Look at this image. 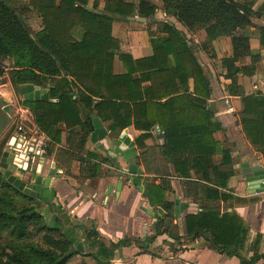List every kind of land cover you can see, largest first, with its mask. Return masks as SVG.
<instances>
[{"label": "trees", "instance_id": "trees-1", "mask_svg": "<svg viewBox=\"0 0 264 264\" xmlns=\"http://www.w3.org/2000/svg\"><path fill=\"white\" fill-rule=\"evenodd\" d=\"M7 1L11 6L0 0V76L2 60L10 59L16 83L35 87L51 85L46 89L48 101L27 99L24 102L46 134L60 142V128L65 125L71 150L83 151L93 127L89 122L91 117L111 122V132L134 126L145 132L144 140L150 139L153 128L159 126L165 135L163 155L177 173L191 179L190 170H193L197 176L202 174L209 179L218 144L214 134L222 127L213 121L207 109L211 85L183 33L175 26L165 25V37L153 42L154 55L134 60L120 53L112 26L114 17L133 16L135 4L125 0H95L90 7L91 0H28L29 11L39 13L43 21L44 28L34 34L25 24L22 13L18 12L21 17L17 14L15 5L21 0ZM102 1L105 7L101 10ZM162 2L169 14L177 16L191 30L206 27L210 39L251 26L254 16L248 4L235 0ZM140 10L143 16L150 17L156 7L141 1ZM233 47L234 58L248 55L250 39L235 37ZM117 57L127 69L125 75L114 72ZM189 68L194 80L193 93L189 91ZM229 70V78L235 83L233 70ZM136 74H140L138 79L134 78ZM146 82L152 85L144 89ZM251 102L247 103L246 111L255 118L245 119L243 124L247 134L264 151V101ZM229 155L227 151L225 157ZM213 170L218 177V188H206L203 192L205 205L214 207L222 200L231 199L219 189L228 188L233 172ZM16 193L22 192L9 184L0 171V264H67L71 249L67 236L60 232L58 224L52 227L33 208L12 215ZM167 193L161 186L149 188L155 205L173 210L171 203H165ZM236 203L247 205L250 201ZM164 224L165 220L158 221L155 236L141 244V249H149L158 236L170 233ZM34 226L39 227L38 234L31 232ZM186 230L189 237H205L219 251L236 254L243 259V264H256L263 258L256 254L251 261H245L239 254L246 245L248 229L238 215H220L213 211L190 215L186 218ZM39 235H42L41 242H36L35 237ZM88 238L91 249L100 244L98 234L93 232ZM132 245L131 239L111 248L102 244L95 256L111 261L120 257L121 248Z\"/></svg>", "mask_w": 264, "mask_h": 264}, {"label": "crops", "instance_id": "crops-1", "mask_svg": "<svg viewBox=\"0 0 264 264\" xmlns=\"http://www.w3.org/2000/svg\"><path fill=\"white\" fill-rule=\"evenodd\" d=\"M125 1L135 4L136 8L131 17H114L112 35L119 42L120 53L134 60L147 59L154 55V40L165 37V25L175 26L184 34L210 82L211 97L207 109L222 129L214 134L218 144L209 179L202 174L197 176L193 170H190L192 178L187 179L181 177L163 155L165 135L159 126L153 128L150 139L144 140L145 132L134 126L111 132V122L98 116L91 117L87 120L93 127L83 151L71 150L68 144L70 134L65 125L60 128V142L39 128L49 138L47 153L40 160L33 159L29 166H36L42 188L53 192L52 202L44 204L48 208L55 204L56 211L52 214L48 210L45 218L52 227L58 224L60 232L71 243L70 251L74 253L68 257L67 264H243V259L236 254L219 251L205 237L195 239L187 235L186 218L207 211L238 215L248 229L246 245L239 254L245 261H251L259 254L263 258L256 264H264V180L255 175L264 172V151L247 134L243 124V120L255 118L246 111L247 103L252 104L254 99L264 101V0H235L251 7L254 12L252 25L214 39L209 38L206 27L193 31L177 16L169 14L162 0ZM141 1H148L156 7L155 14L143 16ZM245 36L250 39V52L234 58L233 39ZM230 68L235 83L229 78ZM114 72L116 75L127 73L118 57ZM191 73L189 68V91L193 93ZM139 77L140 74L134 75L135 79ZM151 85V82L143 83V88ZM26 87L35 97L33 100H49L47 90H36L38 87L33 85ZM26 110L30 123L37 127L32 121L34 113ZM96 121L102 125L99 129L103 130V137L94 139V133L98 131ZM227 151L229 157H225ZM213 169L233 172L228 188L219 189L231 199L222 200L214 207L205 205L203 192L206 188H218V177ZM151 185L168 190L165 203H171L173 210L155 205L152 214L147 212L150 206L147 194ZM237 200L250 203L239 205ZM68 219L69 223L66 222ZM161 219L165 220L164 225L170 233L158 236L149 249H141L139 245L155 236L156 225ZM93 232L98 234L100 244L91 249L88 235ZM72 238L83 245L84 252L71 242ZM126 239H131L133 245L121 248L120 257L111 261L96 258L102 244L111 248Z\"/></svg>", "mask_w": 264, "mask_h": 264}, {"label": "rangeland", "instance_id": "rangeland-1", "mask_svg": "<svg viewBox=\"0 0 264 264\" xmlns=\"http://www.w3.org/2000/svg\"><path fill=\"white\" fill-rule=\"evenodd\" d=\"M29 1L28 0H21L17 1L15 8L17 10V13H22L24 17L25 24L28 26V28L31 30L32 33H38L39 30H42L43 27V21L40 17V14L36 11H29ZM94 3H90V7L93 6ZM105 7V3H100V8ZM18 13V14H19ZM19 14V15H20ZM42 28V29H41ZM5 65V66H4ZM2 67H3V74L0 76V100L6 101L8 105H10V108H8L9 111L13 112L15 116H24V118H29V113L25 112V105L24 102L27 99H35L34 96H32L31 91H28L27 85H21L16 83L14 72L15 68L13 67V61L10 59H6L4 62L2 60ZM17 84V85H16ZM48 87L45 85L42 87L35 88L36 90H46ZM33 97V98H32ZM20 108L24 110V112L19 111ZM10 113V112H9ZM19 121H22L20 117ZM32 121L36 122V116L32 115ZM18 121L11 122V125L7 129V131L4 133V135L0 139V170L2 169L3 159L6 157V163L8 169H13L15 172V175L21 178L24 181L33 183L38 178L36 175V166H33L30 168L29 162H26L22 156H24L25 152H27L28 147L26 146V140L23 139L22 142L19 141L16 137V130L15 128L18 125ZM28 127L34 132L36 130L35 126L31 123H26ZM36 125L38 129L40 128L39 125L36 122ZM63 127V126H61ZM15 139V143L14 142ZM14 156V158H18L19 161L17 163L15 161H11L10 158ZM40 157V156H39ZM37 157V158H39ZM36 158V159H37ZM43 180V179H42ZM16 200L15 204L12 207V215H17L20 211L26 209V208H33L35 209V212L40 214L41 216L46 215V212L49 210L52 214L56 211L55 210V204L49 206V208L44 204L42 200L32 198L31 196H27L23 193H16ZM47 220V218H46ZM48 224L49 223V220ZM31 232L34 234L39 233V227H31ZM43 235V234H42ZM42 235L36 236L35 241L41 242ZM141 245H139L140 247Z\"/></svg>", "mask_w": 264, "mask_h": 264}, {"label": "water", "instance_id": "water-1", "mask_svg": "<svg viewBox=\"0 0 264 264\" xmlns=\"http://www.w3.org/2000/svg\"><path fill=\"white\" fill-rule=\"evenodd\" d=\"M4 2L8 6H11V4L7 0H4ZM18 16L21 17L19 14H18ZM138 20L141 22H145V20H141L140 18H138ZM11 122H12L11 116H10L9 112L5 109L4 103L0 100V139L4 135V133L7 131L9 126L11 125ZM95 125L98 128V131L96 133H94V136H93L94 139L97 136L103 137V134H102L103 130L99 129L102 127V125L99 124L97 121L95 122ZM125 143L127 144L129 142L125 141ZM118 145L121 149L124 148V146L121 143H119ZM6 157L7 156H5V158L3 159V164L1 167L2 169L0 171L4 174L6 180L8 181L9 184L14 186L16 189H18L23 194H25L27 196H31L32 198H35V199L42 200L46 204H48L49 202H52L53 192H51L48 188H42L43 182H41L40 179L36 180L33 183L22 180L21 178H19L18 176L15 175V172L13 169L7 168V164H5L6 163ZM10 160L14 161V156H12L10 158ZM255 175L257 178L261 177L262 180H264V172L263 171L256 172ZM263 185H264V182H263ZM147 197H148L149 204H150V206L147 209V212L152 214V210L155 207V203L153 201V198L149 194H147ZM160 212H162V211L160 210ZM66 222L69 223V219L66 220ZM71 242H73L78 247V250H80V252H84L83 245L80 244V242H78L75 238H72ZM73 253H74L73 251H70L68 253L67 257L72 256Z\"/></svg>", "mask_w": 264, "mask_h": 264}, {"label": "built area", "instance_id": "built-area-1", "mask_svg": "<svg viewBox=\"0 0 264 264\" xmlns=\"http://www.w3.org/2000/svg\"><path fill=\"white\" fill-rule=\"evenodd\" d=\"M4 62L6 60H3ZM5 66V65H4ZM2 101V100H1ZM4 103V107L5 109L10 112V116H11V121L15 122L18 121V125L15 128L16 130V137L17 139H19L20 142H22L23 139L26 140V146L28 147L27 152H25L24 156H22V158H24V160L26 162H32L33 159L34 161L36 160L37 157L38 160H40L42 157V155L46 156L47 153V149H48V143H49V138L47 137V135L45 133H43L40 129H38L37 127L36 130L33 132L30 127H28L27 125H25L26 123H30L31 119L29 118H24V116H15L13 114V112L9 111L8 108H10V105L7 104L6 101H2ZM25 112L28 113V111L26 110V108L24 109ZM24 110L22 108H20L19 111L24 112ZM23 119L22 121H19V118ZM15 139L14 138V142L15 143ZM14 161L17 163L18 158H14Z\"/></svg>", "mask_w": 264, "mask_h": 264}]
</instances>
